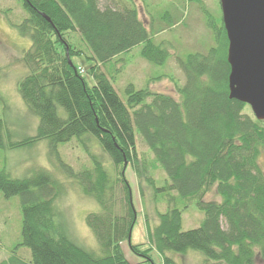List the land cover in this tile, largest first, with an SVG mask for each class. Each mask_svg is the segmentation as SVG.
I'll list each match as a JSON object with an SVG mask.
<instances>
[{
	"label": "trees",
	"instance_id": "trees-1",
	"mask_svg": "<svg viewBox=\"0 0 264 264\" xmlns=\"http://www.w3.org/2000/svg\"><path fill=\"white\" fill-rule=\"evenodd\" d=\"M194 1L207 15L214 44L206 52L176 58L184 78L174 83L177 95L129 84L125 103L107 64L135 46L148 62L165 64L168 49L154 37L174 21L164 28L152 20L147 27L133 0H18L25 17L16 27L30 38L19 59L25 73L18 91L38 116V125L34 136L6 146L46 139L53 154L58 144L91 136L110 159L115 175L95 157L90 168L77 172L64 165L81 191L100 206L86 216L98 244L99 252L94 253L54 227L58 185L46 173L16 178L0 171V191L5 197H20L21 245L30 250L28 259L12 251L0 264H155L151 250L161 255L162 264H179L171 254L190 250L201 254V264H256V258L264 264V120L229 97L222 19L215 23L202 0ZM75 56L90 61L86 72L92 85L73 63ZM2 125L0 119L3 147ZM135 133L166 174L162 190L176 194L167 193V208L158 212L153 227L146 220L148 243L145 248L130 244L140 259L129 263L120 244L128 239L136 218L125 177L128 166L140 171ZM149 184L158 190L152 181ZM213 188L220 200H205ZM192 202L204 218L196 228L183 230L182 213Z\"/></svg>",
	"mask_w": 264,
	"mask_h": 264
},
{
	"label": "rangeland",
	"instance_id": "rangeland-1",
	"mask_svg": "<svg viewBox=\"0 0 264 264\" xmlns=\"http://www.w3.org/2000/svg\"><path fill=\"white\" fill-rule=\"evenodd\" d=\"M108 1L110 0H101V4ZM133 1L147 27L148 22L152 20L154 26L159 27L162 24L164 28L165 24L174 21L171 27L158 32L154 37L155 41H161L167 47L169 57L163 65L150 63L140 56V46L119 54L107 64L113 86L125 103V88L129 84L137 89L148 87L153 92L175 96L177 94L174 83L181 84L184 81L176 58L185 57L192 52H206L214 44L213 36L206 25L207 15L194 0ZM202 3L211 19L219 23L222 18L219 0H202ZM22 17H25V11L18 0H0V119L3 123L1 138L5 144L0 146V171L16 178H25L36 172L46 173L58 185V195L53 201L52 210L54 227L81 248L98 253V244L86 224V216L98 212L100 206L93 196L81 191L76 179L66 172L64 166H70L77 172L90 168L95 157L100 159L114 176L113 165L98 141L91 136L83 140L72 139L68 143L58 144L53 154L46 139L16 148L6 146L9 141L34 136L38 125V116L25 104L18 91V82L25 73L19 59L30 45V38L22 36L16 27ZM72 61L79 66L88 84L92 85L93 80L86 72L90 61L85 60L83 56H75ZM149 100L147 99V102ZM245 111L254 116L249 105ZM135 139L136 162L140 171L138 173L136 168L128 166L125 177L130 185L136 218L130 238L120 244L129 263H136L140 259L132 252L130 244H141L142 248H145L148 243L146 220L150 223L149 226L153 227L158 221V212H164L167 208V193L176 194L175 191L162 190L167 178L163 168L154 161L152 153L141 142L137 133ZM147 179H150L158 190H154ZM204 199L218 201L220 197L213 188ZM203 218L204 213L193 202L190 203L182 213V229L196 228ZM21 228L22 209L19 195L5 197L0 191V263L6 260L12 251L25 259L30 258V250L21 245ZM171 255H174L179 264L202 262L201 254L193 250L186 254ZM151 256L155 264H162L161 255L156 250H151ZM255 263L263 264L259 258H256Z\"/></svg>",
	"mask_w": 264,
	"mask_h": 264
},
{
	"label": "water",
	"instance_id": "water-1",
	"mask_svg": "<svg viewBox=\"0 0 264 264\" xmlns=\"http://www.w3.org/2000/svg\"><path fill=\"white\" fill-rule=\"evenodd\" d=\"M219 3L228 40L229 97L249 105L254 117L264 120V0Z\"/></svg>",
	"mask_w": 264,
	"mask_h": 264
},
{
	"label": "bare ground",
	"instance_id": "bare-ground-1",
	"mask_svg": "<svg viewBox=\"0 0 264 264\" xmlns=\"http://www.w3.org/2000/svg\"><path fill=\"white\" fill-rule=\"evenodd\" d=\"M222 19V18H221ZM228 48V47H227Z\"/></svg>",
	"mask_w": 264,
	"mask_h": 264
}]
</instances>
